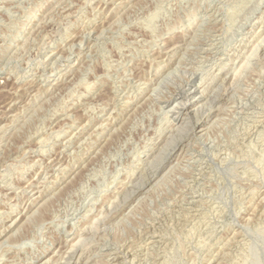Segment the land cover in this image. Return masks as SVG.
<instances>
[{"label":"rangeland","instance_id":"rangeland-1","mask_svg":"<svg viewBox=\"0 0 264 264\" xmlns=\"http://www.w3.org/2000/svg\"><path fill=\"white\" fill-rule=\"evenodd\" d=\"M0 240L264 264V0H0Z\"/></svg>","mask_w":264,"mask_h":264},{"label":"bare ground","instance_id":"bare-ground-1","mask_svg":"<svg viewBox=\"0 0 264 264\" xmlns=\"http://www.w3.org/2000/svg\"><path fill=\"white\" fill-rule=\"evenodd\" d=\"M90 33H91V32H90ZM57 55H58V54H57ZM56 57H57V56H56ZM220 80H221V79H220ZM191 91H192V90H191ZM191 91H190V92H191ZM186 92H187V91H186ZM188 92H189V91H188ZM188 92H187V93H188ZM201 96H202V95H201ZM190 99H191V98H190ZM193 99H194V98H193ZM200 134H201V133H200ZM103 141H104V139H103ZM74 173H75V172H74ZM69 177H70V176H69ZM146 181H147V180H146ZM43 200H44V199H43ZM20 214H21V213H20ZM26 216H27V215H26ZM20 223H21V222H20ZM16 225H17V224H16ZM150 240H151V239H150ZM0 241H1V240H0ZM121 252H122V251H121ZM115 257H116V256H115ZM118 257H119V255H118ZM127 259H128V258H127ZM130 262H132V261H130ZM65 263H66V262H65ZM128 263H129V262H128ZM67 264H68V263H67Z\"/></svg>","mask_w":264,"mask_h":264}]
</instances>
